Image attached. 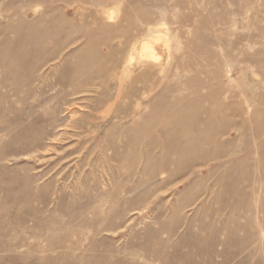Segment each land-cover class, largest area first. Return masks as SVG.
I'll return each instance as SVG.
<instances>
[{
  "label": "rangeland",
  "instance_id": "374dc122",
  "mask_svg": "<svg viewBox=\"0 0 264 264\" xmlns=\"http://www.w3.org/2000/svg\"><path fill=\"white\" fill-rule=\"evenodd\" d=\"M141 2L153 25L137 33L122 21L131 0H0V43L16 38L11 28L22 17L40 29L46 21L67 18L92 29L108 23L111 29L103 37L123 29L138 34L124 49L117 44L109 49L124 59L115 78L105 86L99 79L83 84L80 90L76 82L63 85L59 78L75 61L82 32L74 45L65 36L61 45L48 44L29 70L8 69L0 50V264H264V162L257 166L264 159L258 146L264 136L248 140L244 182L202 180L214 170L233 182V161L243 154L231 146L219 160L197 161L204 175L185 179L187 167L177 156L162 165L164 136L158 126L133 141L164 87L155 95L146 86L139 97H125L143 84H132L125 66L137 72L144 68L136 65L132 48L147 36L148 26L170 52L164 70L155 66L158 78L171 76L186 92L183 83L201 66L188 56L185 44L202 24V33L216 38L206 49L217 53L220 64L214 59L205 66L207 79L216 75L212 86L224 85V95L235 93L238 100L232 102L241 101L252 113L249 104L264 90V0ZM180 59L189 68L177 69ZM253 86L255 98L249 90ZM150 140L157 142L155 162L145 159ZM157 239L168 243L161 246Z\"/></svg>",
  "mask_w": 264,
  "mask_h": 264
},
{
  "label": "bare ground",
  "instance_id": "6f19581e",
  "mask_svg": "<svg viewBox=\"0 0 264 264\" xmlns=\"http://www.w3.org/2000/svg\"><path fill=\"white\" fill-rule=\"evenodd\" d=\"M131 3L133 5L125 10L122 21L129 28L137 30V33H142L144 25H153L152 14L144 7L141 0H131ZM97 6L95 5V8ZM110 29L111 25H108V23L100 24L93 29L88 27L86 23L75 26L67 18L46 21L45 27L40 29L38 25L29 23L22 17L11 28V32H16L18 35L15 39L6 37L0 43V50L8 69L18 71L19 69L27 68L26 70H29L28 68H35L37 66L36 59L40 57L48 44H56L63 36L69 38L67 40H70L72 45L79 43L84 38L82 47L76 53L75 61L70 66L64 67L63 74L67 75V77L62 75L59 80L63 85L76 82L78 84L77 90H80L83 84H90L98 79L102 81V86H105L106 80L110 79V77L115 78V74L124 62L123 57L116 56L109 49L116 44L121 45L120 47L124 49L128 40L136 34H130L128 30L124 31L123 29L122 31L117 30L113 37L101 36L102 33ZM202 30V24H198L195 28L196 35L187 40L185 44L188 56L199 60V65L201 66L183 83L186 92L183 91V88H179L178 82L172 81L171 76L169 80L158 78L155 66H163L164 70L170 52L166 45H159L157 39L152 37L155 31L154 28L148 26L146 33H143V35L147 36L133 45L132 49L136 50L138 54L136 65L144 66V68L142 70L139 69L137 72L136 69H130L125 66V72H129L132 84H137L138 82L143 84L142 86L132 88V90L125 94V97L129 99L139 97L141 91L146 86L150 87L149 94L154 93L159 87H164V90L149 104V111L146 114L148 115L147 120L137 128L138 135L135 138L133 137V141L135 143L141 141L142 136L146 132H152L158 126V130L164 136L162 140V165L174 161L171 155L177 156V160L187 167L185 173L189 174V176L185 177V179H189L190 176L197 172L203 171L204 175L205 169L199 168L196 165L197 161L208 163L213 159L219 160L227 147L231 146L234 151L236 150L243 154V157H238L233 161L234 166L232 171L237 175L233 179V182L228 180V178L219 176L214 170L205 175L202 180L206 182L210 178H215L216 184L241 183L247 178L243 169L246 165L247 154L250 153L248 140L253 139L256 141L261 136H264V107L258 108L259 104L264 106V90L263 93L257 96L256 100H254L255 102H251L254 104L248 102L250 103L249 105L254 106L252 113H249L241 101L232 102L237 96L235 93L224 95V85L218 84L212 86V81L213 79H217V76L213 75L208 80L207 75L209 73L205 66L209 64L211 66L214 59L216 62L218 55L216 52L207 50L206 47L216 41V38L205 35L202 33ZM72 32L77 33V36H72ZM80 32H82L83 38ZM31 57L33 58L32 60L29 59ZM222 57H224V54H222ZM130 59L132 61L134 57L131 56ZM188 64L189 62L186 63L180 59L175 65L177 69H185L189 68ZM216 64L220 66L218 62ZM227 65L232 67V64L227 63ZM202 75H205V77ZM227 76L230 80L229 83L232 82V68L228 70ZM204 90L208 92L203 93ZM249 90L252 92L253 98H255L258 92L257 87H250ZM120 95L121 90H119L118 96ZM223 97L227 98L228 101ZM170 98H173L174 102H170ZM207 100L211 102L209 107L201 104ZM236 100L238 99L236 98ZM220 109H226L225 113L221 112ZM228 110L233 112V116L226 115ZM186 111L188 112L186 113ZM202 111L206 115H201ZM242 115H248L249 117L245 119L241 117ZM257 115L263 117L260 119ZM227 134L231 139L224 141L222 137ZM234 135H239L236 140L233 138ZM156 144V141H148V149L145 155L147 161L155 162L156 159L152 149ZM258 146L262 149L264 155V139L260 140ZM215 149H218V152ZM263 162L264 159L260 160L257 166H260ZM219 195L218 193L217 196L219 197ZM178 205L177 210H179L181 204L179 203ZM156 241L164 247L168 243L163 239H157Z\"/></svg>",
  "mask_w": 264,
  "mask_h": 264
}]
</instances>
